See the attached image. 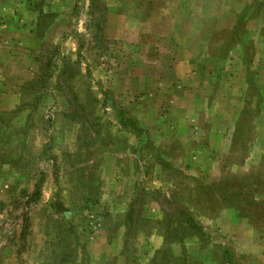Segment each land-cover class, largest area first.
I'll use <instances>...</instances> for the list:
<instances>
[{"label": "rangeland", "instance_id": "rangeland-1", "mask_svg": "<svg viewBox=\"0 0 264 264\" xmlns=\"http://www.w3.org/2000/svg\"><path fill=\"white\" fill-rule=\"evenodd\" d=\"M0 264H264V0H0Z\"/></svg>", "mask_w": 264, "mask_h": 264}, {"label": "trees", "instance_id": "trees-1", "mask_svg": "<svg viewBox=\"0 0 264 264\" xmlns=\"http://www.w3.org/2000/svg\"><path fill=\"white\" fill-rule=\"evenodd\" d=\"M212 187L213 186H210V188H212ZM219 189L220 190L218 192L220 193L221 196H225L228 193L235 195L233 192L231 193V191H229L227 188L224 189L223 186H221ZM185 220H187L186 223H187V226H188L189 229H191L192 231L197 232L200 236H204L202 227H200L190 216L185 215L184 216V221Z\"/></svg>", "mask_w": 264, "mask_h": 264}]
</instances>
